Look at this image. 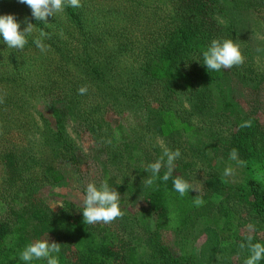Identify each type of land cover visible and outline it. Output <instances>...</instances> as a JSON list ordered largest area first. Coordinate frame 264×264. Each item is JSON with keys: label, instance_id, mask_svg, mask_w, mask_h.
<instances>
[{"label": "trees", "instance_id": "trees-1", "mask_svg": "<svg viewBox=\"0 0 264 264\" xmlns=\"http://www.w3.org/2000/svg\"><path fill=\"white\" fill-rule=\"evenodd\" d=\"M81 5L49 16L45 26L27 5L0 0V15L13 14L21 29L27 17L51 34L46 55L32 37L23 53L8 49L0 37V95L6 94L0 104V264H25L20 251L44 237L61 244L60 264L67 250L79 264L118 261L107 225L83 222L82 201L64 199V207L53 210L38 190L64 181L70 168L80 172L91 165L97 166L95 183L106 180L121 195L125 215L117 220L119 229L132 221L125 209L132 199L145 201L141 218L154 221L148 230L152 263L189 264L171 251L163 234L186 229L192 216L203 215L207 198L193 189L180 197L171 179L143 188L149 174L144 168L161 155L159 139L180 150L175 165L182 170L189 167L183 158L188 148H207L219 169L207 182L219 192L221 165L235 163L229 159L232 148L246 162L259 159L264 128L254 116L264 117V106L262 113L248 110L236 120L230 115L238 113L236 92L255 96L264 90V0H81ZM215 38L239 44L244 64L209 72L202 50ZM82 85L85 95L78 94ZM248 119L251 127L239 126ZM246 185L243 197L264 222V186L254 178ZM198 194L205 201L200 207L193 204ZM139 248L126 246L125 264L144 263Z\"/></svg>", "mask_w": 264, "mask_h": 264}, {"label": "rangeland", "instance_id": "rangeland-1", "mask_svg": "<svg viewBox=\"0 0 264 264\" xmlns=\"http://www.w3.org/2000/svg\"><path fill=\"white\" fill-rule=\"evenodd\" d=\"M235 94L239 105L236 112L239 114L232 113L230 119L236 120L248 110L251 113L253 111L262 113L264 90L255 96H251L248 92H236ZM254 117L258 118V122L264 128V117L262 115L260 118ZM133 119L135 118L130 116L128 120L133 122ZM121 132V129H116L118 137L122 134ZM158 142L162 143L160 139ZM188 149L183 158L189 163V167L182 170L175 165L174 173L198 188L199 194L207 198V203L200 210L203 215L192 216L186 229L177 232L166 230L163 234L164 239L171 251L189 264H243L247 250H241L239 245L245 242L249 225L253 226L254 241L264 243V222L257 217L249 202L243 197L248 191L247 178H254L264 186V145L258 142L256 157L259 159L250 158L244 167L224 161L221 167L224 169L231 165L235 169V174L226 178L227 182L221 179L219 192L207 182L208 174L219 171L210 162L212 152L207 148L200 149L193 146ZM96 167L91 165L89 169L85 167L80 172H75L70 168L64 181L59 184L41 185L38 190L53 210H56L59 205L54 208L53 206L64 199L81 202L83 198L81 187L89 182H96ZM193 190L198 193V190ZM144 207L145 201L140 196L132 199V202L125 207L126 211L133 215L132 221L125 230L119 229L117 221L119 218L107 224L106 234L112 239L115 250L120 256L115 264H125L124 250L129 244L139 245L143 264H153L149 259L152 247L148 243V230L154 228V221L149 216L141 218L144 214ZM61 257L64 264H79L76 254L70 250L64 252ZM41 262L46 264L44 261ZM259 264H264V260H261Z\"/></svg>", "mask_w": 264, "mask_h": 264}, {"label": "clouds", "instance_id": "clouds-1", "mask_svg": "<svg viewBox=\"0 0 264 264\" xmlns=\"http://www.w3.org/2000/svg\"><path fill=\"white\" fill-rule=\"evenodd\" d=\"M19 3L27 5L31 9V16L36 21H42L45 26L48 25L49 16L60 17L67 7H81V0H18ZM26 25L21 29L20 22L13 14L0 15V37L7 45L8 49L23 53L29 43V37H32V43L41 54L46 55L50 51V45L45 43L51 38V34L44 29H37L26 17ZM198 60V59H196ZM201 62V60H198ZM245 62L240 45L230 38L212 39L206 49L202 50V64L206 66L209 72H219L222 69H230L234 66H241ZM88 91L86 85L78 89V94L85 95ZM6 94L0 95V104L5 103ZM240 127H251L252 120L243 121ZM110 142V141H109ZM162 153L155 162L147 164L144 168L149 173L146 179L142 181L143 188L158 187L156 181L162 180L168 182L172 180L173 190L184 197L190 190L196 188L189 181L181 176H173L175 170V161L180 158L179 149L171 150L167 146L160 144ZM229 159L234 161L237 166L244 167L247 162L239 157L238 150L232 148L229 153ZM163 169V174L161 171ZM235 174V169L229 165L222 173V180L227 182L226 178ZM120 193L113 187H110L105 180L97 185L95 182H89L85 186L81 207L83 222L87 225L111 224L118 218H123L125 213L120 207ZM205 203L199 194L194 196L193 204L197 207ZM59 205L64 207L62 202H57L53 208ZM249 232L245 237V242L240 243L241 250H247V256L243 264H259L264 260V243L255 242L252 235L253 226H248ZM61 244L55 241L49 242L48 239H37L28 243L19 253V258L25 264H32L33 261H45L46 264H60L59 253Z\"/></svg>", "mask_w": 264, "mask_h": 264}]
</instances>
